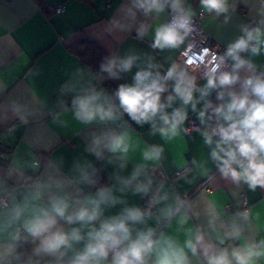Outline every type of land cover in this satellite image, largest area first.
Segmentation results:
<instances>
[{
    "label": "clouds",
    "instance_id": "clouds-1",
    "mask_svg": "<svg viewBox=\"0 0 264 264\" xmlns=\"http://www.w3.org/2000/svg\"><path fill=\"white\" fill-rule=\"evenodd\" d=\"M261 4L264 7V0ZM199 6L205 13L223 15L225 23L230 20L233 5L229 0H199ZM166 10L171 19L155 27L150 45L153 49L182 45L195 30L196 13L185 0H131L127 7L132 20L138 11L145 17H158ZM261 15L264 17V13ZM147 32L148 25L141 22L138 36ZM262 52L264 18L255 26L242 25L241 34L226 51L218 58L213 56L216 63L204 72L206 83L202 87L196 75L178 63L161 75L160 65L150 57L146 67L135 72L131 84H121L111 94L91 84L82 86L71 101L74 118L83 124L122 121L126 125V114L137 125L149 124L151 135L158 133L167 142L185 131L182 126L190 106L203 125L204 144L211 149V160L221 177L236 186L243 182L253 191L264 188V72L257 73L254 62L242 56ZM139 59L137 54L112 56L101 63L100 72L109 79H120ZM192 63L187 61L188 65ZM241 71L247 74L241 76ZM75 90L76 85L71 83L62 88L64 92ZM212 92L217 93V103L208 99ZM177 101L180 106L174 107ZM202 101L203 108L197 111ZM138 147L127 128L119 132L109 129L93 135L89 151L97 157L105 151L114 154L119 168L124 169L130 152ZM164 151L160 144L145 145L142 162L130 175H117L115 184L101 185L83 196L79 188L76 195L67 189L72 185L96 187L98 180L88 170L91 165L79 168L78 176L31 179L20 185L22 191L0 180V264H259L264 258V239H243L246 225L251 224V210L229 217L210 202L203 213L206 227L188 226L193 217L200 219V211L191 201L165 191L163 182L155 184L153 173L148 171V162H152L154 171ZM31 167L38 169L39 161H33ZM129 191L134 195L151 193L147 207L129 206L116 195ZM118 204L125 206L114 215H105L107 208ZM160 204L164 207L154 213L153 208ZM173 219L177 233H183V242L162 230L171 228ZM149 220H154L155 226H148ZM237 241L241 242L229 243ZM81 243L83 247L77 248ZM24 244L31 245L30 249H23Z\"/></svg>",
    "mask_w": 264,
    "mask_h": 264
},
{
    "label": "crops",
    "instance_id": "crops-1",
    "mask_svg": "<svg viewBox=\"0 0 264 264\" xmlns=\"http://www.w3.org/2000/svg\"><path fill=\"white\" fill-rule=\"evenodd\" d=\"M229 3L233 7L227 23L223 15L216 17L208 13L202 20L204 31L225 47L241 34L242 25L255 26L264 18L261 15L264 13L261 0H229ZM46 4H62L64 10L60 14L50 13L34 0H0V139L12 147L7 157L0 161V180L22 191L20 185L30 183L31 179L47 181L50 176H78L79 168L91 165L88 170L98 176L96 187L110 186L116 183L115 176L130 175L133 167L142 162L141 150L145 145L160 144L165 149L163 158L154 171L152 162H148V171L153 173L155 184L163 182L165 191L191 201L200 211V219L193 217L188 226L204 224L206 227L203 213L205 205L210 202H215L229 217L244 211L240 198L243 193L248 210H251V224L246 225L243 239H264V188L258 187L253 191L243 182L236 186L221 177L211 160V149L204 144L203 125L190 106L182 126L185 131L167 142L158 133L151 135L149 124L137 125L126 114L123 116L126 125L122 121L106 125L97 122L83 124L74 118L71 101L82 86L91 84L109 94L111 92L98 82L92 69L68 46L85 37L110 58L139 55L140 59L130 72L122 73L120 79H113L116 90L121 84H131L135 72L146 67L150 57L160 65L158 70L164 75L186 43L185 39L178 48L165 50L150 46L155 27L166 22L169 11L158 17H145L138 11L136 19L132 20L127 14L131 0H92L90 3L46 0ZM185 5L194 12L200 8L199 0H185ZM141 22L148 25L147 35L143 37L137 34ZM242 56L254 62L257 73L264 72V52L258 56L242 53ZM246 74L241 71V76ZM66 83L76 85V90L62 91ZM168 83L171 90V82ZM205 83V78L197 82L201 87ZM236 88L239 90V85ZM196 95L199 96V93ZM216 95L212 92L208 99L217 103ZM179 106L177 101L174 107ZM201 108L203 101L198 104L197 111ZM190 118H195L199 127L188 134L186 127ZM125 128L129 130L133 142L139 143L136 151L130 152L126 168H119V161L112 153L105 151L97 157L89 151L94 134L109 129L119 132ZM33 161H39L38 169H32ZM158 171H163L169 178L162 179ZM177 171H181L180 174L176 175ZM77 188L81 196L96 191L92 185H72L67 191L76 195ZM116 195L122 196L129 206H143V194L134 195L129 191L124 194L117 192ZM124 206L118 204L115 208H107L105 215H114ZM161 207L164 204L155 206L153 212ZM61 224L64 222L61 221ZM171 224V228L165 226L162 230L183 242V233H177L175 219ZM148 226H155V221L149 220ZM76 247L82 248L83 244ZM259 264H264V258Z\"/></svg>",
    "mask_w": 264,
    "mask_h": 264
},
{
    "label": "built area",
    "instance_id": "built-area-1",
    "mask_svg": "<svg viewBox=\"0 0 264 264\" xmlns=\"http://www.w3.org/2000/svg\"><path fill=\"white\" fill-rule=\"evenodd\" d=\"M10 1V0H5ZM45 10L50 13L60 14L63 12L64 7L62 4H45ZM196 15L194 16V31L186 38V43L180 49L179 54L176 58L175 63H178L196 75L198 82L200 79L205 78L204 72L210 70L216 63L213 60V56L217 58L222 55L226 48L221 43L216 41L211 35L206 33L202 28V20L205 16V12L201 8L196 10ZM170 13L167 17V20H170ZM205 49L207 51L205 52ZM191 60L193 63L191 65L187 64V61ZM231 61L228 62L227 67H230ZM264 68V61H263ZM199 127L197 120L195 118L188 119V124L186 127V132L191 134L193 130ZM12 147L10 144L3 142L0 139V161L5 159L8 153L11 151ZM181 171H177L176 175L180 174ZM158 175L163 178H169V175H166L163 171H158ZM97 188V187H94ZM151 193L148 196L144 197V203L142 208H146L148 201L151 197ZM240 198L243 203V210H248V204L245 195L242 193ZM229 209V207H227Z\"/></svg>",
    "mask_w": 264,
    "mask_h": 264
},
{
    "label": "trees",
    "instance_id": "trees-1",
    "mask_svg": "<svg viewBox=\"0 0 264 264\" xmlns=\"http://www.w3.org/2000/svg\"><path fill=\"white\" fill-rule=\"evenodd\" d=\"M42 9H44L46 0H34ZM85 3H90L92 0H78ZM70 51L77 55L82 61H84L95 73L98 82L106 87L111 93L116 90L113 79L107 78L106 73L100 72L101 63L110 58L105 54L92 40L88 38H80L72 42L69 46ZM168 93H165L166 96ZM94 178L98 176L95 173ZM23 249H30L29 244H24Z\"/></svg>",
    "mask_w": 264,
    "mask_h": 264
}]
</instances>
